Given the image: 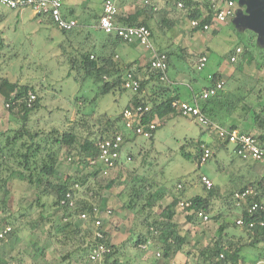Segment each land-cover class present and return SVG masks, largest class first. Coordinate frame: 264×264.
Returning <instances> with one entry per match:
<instances>
[{
	"label": "rangeland",
	"instance_id": "1",
	"mask_svg": "<svg viewBox=\"0 0 264 264\" xmlns=\"http://www.w3.org/2000/svg\"><path fill=\"white\" fill-rule=\"evenodd\" d=\"M97 1L94 0L93 5L97 6ZM177 1L179 0L165 1L173 13L179 9L175 4ZM233 2L236 12L228 23L222 26L214 25L217 29L219 27L218 31L212 27L208 32L196 34L190 29L186 17L178 20L177 28L173 33L174 28L169 31L161 30L159 25L163 15L159 12L156 17L157 22L151 28L150 42L155 48L162 41L170 43L168 80L162 82V85H167L168 82V84L180 82L182 79V82L188 83L198 94L211 85L208 77L214 75L223 84L224 92L246 96L245 101L240 105L241 108H238L240 110L234 112L232 116L234 123L240 121L242 123L247 121L246 110L253 108L251 111L257 112L259 105L264 104V21L259 24L251 13L253 0H234ZM95 6H92L93 11ZM20 13L21 18L16 19L14 10L0 5V19H5V22L7 20L9 27L14 30L9 28L10 31L1 34L6 37L8 44L11 42V48L2 50L4 56L0 57V77L19 85L32 87L33 93L38 98L40 109L29 117L30 129L32 131L38 129L45 133L55 130L61 134L75 123L80 125L85 121L87 128L95 130L99 125L104 124V120H114L118 117L133 95L132 92L117 90L98 96L97 85L90 81L84 83L74 81L75 75L69 73L68 63L64 60V56H61V49L58 47L61 43L65 50L69 48L64 42V35L58 31V28L55 30L52 27H45V23L41 30L32 29L33 24L37 25L35 21L34 23L23 21V19L27 20L26 17L31 12L24 9ZM150 21H147L148 25ZM1 25L3 24H0V27ZM71 38L77 47L80 44L84 47V42L89 41L90 46H85L84 50L99 51L98 43L107 36L102 31L80 27ZM236 47H240L242 55H237L236 61L231 62L228 56L230 53L234 54ZM201 55L207 56V62L199 71L197 61ZM147 63L148 60L144 58L139 67H144ZM121 66L125 71L127 65L124 67V64H121ZM238 66L241 68L237 69ZM182 89L185 90L184 87ZM145 92L151 94L149 88ZM20 123L18 118L8 113L5 101L0 97V134L18 127ZM159 123L160 126L154 133L151 144L144 138L137 137L133 143L124 145L121 155L123 157L129 149L135 154L138 147L143 152H148L145 160L144 157L139 156L134 161L135 176L143 180L145 186L143 195L154 193L156 196L151 199L152 213H158L176 202V206L172 209L173 221L177 224L180 233L186 237L189 247L184 249L183 253L172 254L166 259L158 247L154 246L155 238L158 236L154 230L150 232L145 243L138 245L136 249L132 247L131 243L136 235L146 233L145 227L141 225V216L144 214L138 215L125 210L126 182L129 175L128 169L122 170L119 167L117 170L106 173L100 171L98 175L101 182L107 183L111 180L115 182L112 189L104 192L103 195L106 210L112 211L111 215L102 217L103 231L109 232L111 244L125 248L121 257L132 264H192L194 261L185 254L186 251L190 248L191 253L195 254L203 249L210 240L218 236L221 225L230 226L227 229L228 235H235L238 239L242 236L240 229L231 226L236 225L239 206L224 209L222 206L225 207V204L222 205L221 202L215 205L213 213H209L208 221H199L195 218L190 222L186 217L192 211L187 212L178 204L195 196H208L199 180L202 175L223 188L222 194L230 200L232 186H229V183L233 181L238 189L243 186L244 181L237 180V177L243 175L245 167L240 166L244 163L234 154L232 144H227L226 150H216L219 143L215 139V134L193 119L182 117L175 111L161 118ZM119 125L122 126V124ZM79 128L80 131L83 129L81 126ZM77 132L79 133L78 129ZM87 132L84 131L82 137L87 135ZM204 145H210L208 148L211 157L200 164L196 155L198 149L203 148ZM181 148H183L182 151ZM181 152L189 153L191 159H184ZM232 161L234 165L240 166L241 170H238L239 168L232 170L234 166L230 165ZM247 163L252 164V161ZM258 163L257 167H264V160ZM57 170L63 176L87 172L86 170L82 172L76 165L70 164L64 151L59 152ZM46 182L53 184L59 182V179L55 176L48 177L38 187L29 183L19 173H15L8 179L6 207L9 214L5 215L8 216V225L13 229L9 236L0 240V264H6V262L72 264L68 258V252L72 249L62 253L63 248L67 247H62L59 242L61 236L56 235L51 226L46 224L44 227L46 230L33 231H30L28 227V224L39 216L50 219L53 225L62 216L61 211L52 208L55 194L45 186ZM135 185L138 188L140 183L135 182ZM47 230L50 233H47ZM129 238L131 239L127 243ZM240 258L246 264H254L257 261V250L246 248L240 252ZM258 260L263 261L264 258H258Z\"/></svg>",
	"mask_w": 264,
	"mask_h": 264
},
{
	"label": "trees",
	"instance_id": "2",
	"mask_svg": "<svg viewBox=\"0 0 264 264\" xmlns=\"http://www.w3.org/2000/svg\"><path fill=\"white\" fill-rule=\"evenodd\" d=\"M180 1L184 4V7L164 17L159 25L161 30H171L181 17H186L188 20L200 18V4L204 5L208 13L202 23H211L212 11L210 10L209 4L206 2L202 3L199 0ZM141 14L145 16L146 20L139 21L137 11L131 19L122 17L118 13L116 20L117 23L122 26H144L150 31V35L152 36L147 21L151 19V17H154L156 12L152 7L146 4L142 7ZM2 21L3 20L0 19V24H2ZM46 24L57 29L50 19H47ZM79 29L80 27L78 24L69 32L58 29V31L64 35V42L69 46V48L65 50L63 47L64 45H61V43L58 45L61 49V56L63 55L64 60L68 63L69 73L75 75L73 77L74 81L81 83L90 81L97 85L99 90L97 93L98 96H103L117 90L127 91L124 88V75L125 73H130L139 83V87L136 92H132L133 95L129 98L125 108L114 120H104V124L101 126L99 125L100 127L98 126L95 130L87 128L85 121H83L80 125L75 123L76 125L74 124L69 130L58 134L55 130H50L46 133L38 129L32 131L28 121L29 117L40 109L38 98L33 93L32 87L19 85L16 82H11L6 78L0 77V97L4 99L8 113L18 118L21 122L18 127L0 134V229L8 225V216L6 217L5 215L9 214L6 207L8 195L6 184L12 175L19 173L29 183L37 187L41 186L43 180L46 178L55 176L59 179V182L53 184L46 182L45 186L55 194L51 205L55 210L61 211L62 216L55 225H53L50 219L39 216L28 224L29 230H46L44 228L46 224L51 226L55 234L61 236L59 242L62 247H67L63 248L62 253L64 254L72 249L68 252V258L72 264H93L89 260V255L91 250L99 243H102L107 249V253L104 256V261L107 264H132V262L124 260L121 257L125 249L124 247L115 246L110 243L108 231L103 232L102 240L94 239L92 236L95 221L101 219L107 211H110L106 210L103 195L104 192L112 189L115 182L114 180L107 183L101 182L97 176L98 170L94 168V165L91 163L96 161L99 156L97 144L102 140L120 135L123 139L122 146H124L127 143H133L137 138L136 135H132L131 132L126 131L123 125H119L122 124L123 111L130 109L135 110L137 107H147L148 111L140 118V124L160 120L175 112L172 104L180 100L179 90L176 87L172 88V86L162 85V82L167 80H161V78L163 76L167 78L170 53L158 52L164 53L167 57V67L164 71L152 69L149 62L144 67L136 66V64H129L125 71H123L118 63L113 60L111 50L105 53V50H102L103 47H99V51L90 49L86 51L84 47L90 46L88 45L89 41L84 42V47H82V44L77 47L71 37L78 32ZM2 33L4 32L0 30V57L4 56L3 49L11 48V42L8 44V42H6L7 39L1 36ZM106 36L107 42L112 39L113 42H111V46H117V44L123 43L117 37L112 36L113 38H111L110 35ZM232 56L233 54L230 53L228 56L229 61ZM240 68L241 66L237 67V69ZM216 82H219V78L214 75L211 76V85L204 90L213 87ZM148 88L151 94L149 96L147 95V97L145 95V90ZM222 91L223 88L215 95L203 101L199 99L203 91L195 95L193 94V103L199 107L200 112L211 123L215 121V123L220 126H224V124L232 118L234 112L240 110L238 108H241L240 105L246 98L244 95H232L231 93ZM29 94L34 96V100L30 103H28ZM251 110H253V108L246 110L247 121H243L242 123L241 121L238 123L235 122L234 124L232 122L227 130L245 134L254 133L258 147L264 151V104L259 105L257 112ZM75 113L77 114V112ZM80 126L83 128L81 131L79 128ZM84 131L88 132L87 135L82 137ZM154 133L151 138L147 140L150 144L153 141ZM216 141L219 143L216 150L226 149V145L228 144L227 140H220L216 136ZM209 146L210 145H204L203 148L198 149L196 158L199 159V162L204 148L209 149ZM182 149L183 148H181V151ZM60 151L65 152L70 164L76 165L82 172L84 170L87 172L80 175L68 176L59 174L57 163ZM146 154H148L147 151L143 152L141 148L139 149L138 147L135 154L129 149L121 158L120 168L122 170L128 169L129 175L126 182L125 195L127 199L124 208L128 212H135L138 215L144 214L141 216V225L146 229V233L137 234L131 244L132 247L136 249L138 245L147 241L150 232L154 230L158 234L155 238L156 243L154 246L156 248L158 247L163 257L167 259L172 254L183 253V250L189 247V243L186 237L180 233L177 224L173 221L174 213L172 209L176 206V202L166 206L158 213L151 212V199L156 196L154 193L143 195L145 191L143 180H139V177L135 176L136 168L134 169L135 159L142 156L145 160ZM181 154L184 159H191L189 153L181 152ZM135 182L140 183L138 188L135 187L137 186ZM203 188L206 190L204 186ZM247 189L251 190L254 195L240 202L244 203L239 205L238 210L243 219V225H231L234 228L240 229L242 236L238 239L235 235H228L227 229H229L230 226L226 224L221 225L218 230V236L214 237L212 241L210 240L203 249L195 254L191 253L190 248L186 251L185 254L194 261L192 264H246L240 258V252L246 248L257 250V261L254 264L260 261L258 258H264V176L259 177L256 181L248 183L238 192L241 193ZM206 191L208 195L206 197L195 196L187 200V202L190 203V207L186 209L187 212L200 211L207 216L209 213H213V208L215 206H213L212 201L217 199L218 187L212 186ZM42 194L44 193L42 192ZM67 194H69L68 198L66 197ZM229 195L231 198L230 200L226 199L227 196L223 198L220 197L222 205L225 204L226 208L222 206L224 209H227V207H236V201L233 199L234 193L231 192ZM141 200L142 202H140ZM253 203H256L260 209L248 213V209ZM40 206L44 208L43 205ZM111 214L112 211H110V215ZM82 215H84V219H81ZM186 218L190 222L194 221L195 218L200 221L193 213L189 214ZM250 222L254 223L252 228L248 227V223ZM260 223L262 225H260ZM101 229L103 230V225ZM47 233H50V231L47 230ZM130 239L131 238L127 240V243ZM220 256H222V258ZM7 263L11 264L10 262H6V264Z\"/></svg>",
	"mask_w": 264,
	"mask_h": 264
},
{
	"label": "built area",
	"instance_id": "3",
	"mask_svg": "<svg viewBox=\"0 0 264 264\" xmlns=\"http://www.w3.org/2000/svg\"><path fill=\"white\" fill-rule=\"evenodd\" d=\"M117 0H105L102 6V13L98 20V28L106 35L114 36L120 39L123 43L128 44H138L145 49H151L150 43V31L144 26H122L117 23L116 17L118 14V9L116 5ZM200 2H206L209 4L210 10L212 11V19L210 24L202 23L203 19L208 15L207 9L204 5L200 4L199 9L201 17L198 19L188 20V24L191 30L199 32H208L211 26L214 25H224L228 20L232 19L235 15V5L232 0H199ZM0 5L9 10H23L27 9L33 13L36 17L48 18L53 24L61 31L69 32L75 26L76 22L73 19L66 18L63 16V3L62 0H0ZM176 7L181 9L184 4L179 0L176 2ZM241 50L239 48L235 49V55L230 59L231 62H235L236 55L239 54ZM152 56L149 59V65L152 69H157L164 71L167 67V57L164 53H158L152 51ZM207 62V56L201 55L197 61V70H202ZM163 76L161 80H164ZM223 84L219 81L214 83L213 87L204 90L199 96L200 100H205L213 95H215L219 90L222 89ZM139 87V83L132 77L130 73H125L124 75V88L131 92H136ZM28 103L34 100L32 94L28 95ZM173 109L180 114L182 117L191 118L196 123L206 126L210 132L214 133L218 139L227 140L228 144L233 145L234 154L239 157L242 161H253L259 162L264 159V151L258 147L255 136L251 134L239 133L237 131H229L226 128L216 126L212 124L201 112L199 107L195 103L187 102H174L172 104ZM148 111L147 107H137L135 110H125L122 114V125L124 129L131 132L132 135L136 137L144 138L148 140L151 138L152 134L155 132L159 126V120H154L149 123L140 124V118L145 112ZM123 139L120 135L114 138L104 139L97 144L99 150V156L93 164L94 168L98 170L97 176L100 171L104 173L109 171L117 170L120 168L122 152L124 146ZM210 150L204 148L203 154L200 158V164L205 163L210 157ZM201 184L206 190H209L213 184L212 182L201 176L199 178ZM254 193L247 189L243 192L234 193L233 199L236 201V206L245 201L246 198L253 196ZM69 197V194L66 195ZM181 208L187 209L190 207V203L187 201L180 202L178 204ZM260 207L253 203L249 209L248 213L255 212ZM198 219L201 221H208L209 217L204 215L202 212L192 211ZM190 213V214H191ZM110 211L106 212L105 215H109ZM1 216V212H0ZM84 219V215L81 216ZM237 226L243 225V219L241 216L236 220ZM260 225H262L260 223ZM254 226L253 222L248 223V227L252 228ZM102 218L96 220L94 223V231L92 236L94 239H103ZM12 232V227L7 225L0 229V240L5 239ZM107 253V249L102 243L97 244L90 252L89 260L93 264H107L104 261V256ZM222 258V256H220ZM8 264V263H7ZM256 264H264V261H259Z\"/></svg>",
	"mask_w": 264,
	"mask_h": 264
},
{
	"label": "crops",
	"instance_id": "4",
	"mask_svg": "<svg viewBox=\"0 0 264 264\" xmlns=\"http://www.w3.org/2000/svg\"><path fill=\"white\" fill-rule=\"evenodd\" d=\"M103 1L104 0H98L97 1V6H95V5H93L94 4V0H62V3H63V9H62L63 16L66 17V18L73 19L76 22V24H78L79 27H81V28L93 29V30L101 31L98 28L97 21H98L99 17L101 16V13H102ZM165 1L166 0H117L116 1V5H117L118 13L120 14V16L126 17L127 19H131V18L134 17L135 12L137 11L138 16H139L138 20L139 21H143V20H146V18H145V16L143 14H141V10H142V7L144 5L148 4V6L152 7L153 10L156 12V15L154 17H151V19L148 20V21L151 20L150 21V25H149L150 30H151V28H153V24L155 22H157V18H156L157 17V13H159V12L162 13V15H163L162 19H163L164 17L169 15L170 12H171V9H170L168 3H166ZM92 6L96 7V8L94 7L95 11H93ZM23 10L14 11L15 14H16L15 15L16 19L21 18V15H20L21 13L20 12L23 11ZM25 10H27V9H25ZM258 14L260 16H262V18H263V14L261 12H259ZM5 16L8 17V15H5ZM26 18H27V20L23 19V21L28 22V23L29 22L34 23L33 21H35L38 26L33 24L34 27L32 29H38V30H41V28L44 27L43 24L44 23L46 24V21L48 19V18L36 17V16L33 15L32 12ZM186 20L188 22L187 18H186ZM257 21L260 24V23H262L264 21V19L257 20ZM228 22H229V20H228ZM228 22H226V23H228ZM2 24L3 25H1V27H0V30L2 32L10 31L9 28L11 29V27H9V24H8L7 20L5 22V19H3ZM4 25H6V27ZM46 26L50 28V26L48 24H46L45 27ZM219 26H222V25H219ZM212 27H215V26H211L210 29H212ZM176 28H177V25H175L174 29L172 30V33L174 32V30ZM2 29L5 30V31H3ZM11 30H13V29H11ZM215 30L218 31L219 27L217 29V26H216ZM192 31L195 34L199 32V31H194V30H192ZM216 31H214V32L217 33ZM51 38H53V37L51 36ZM111 38H113V37L111 36ZM12 40H13V38H12ZM110 40L111 41L107 42L106 39H104L100 43H98V45H99V47H103L102 50H105V53H107L108 51L111 50L112 51L113 60L115 62H117L120 67H122L121 64H124V67L126 65H129V64H136V66H141V61L144 58H146L148 60V62H149V59L151 58V56L153 54L152 51H154V52H166L167 51L169 53L171 52L169 50V46H170L169 42H165L164 43L162 41V43L157 44L156 48L150 42L151 43V49H145V48H143V47H141V46H139L138 44H135V43H133V44L119 43V44H117V46H111V42H113V41H112V39H110ZM237 48H240V47H236L235 49H237ZM241 52L239 54H237V55H241L242 54ZM233 55H235V52H234ZM237 55L235 56L236 58H237ZM172 57H174V56H172ZM211 76H213V75H211ZM211 76H209L208 78L210 79ZM166 79L167 78H165V80ZM180 80H181L180 82L178 81L181 84L180 88H179L178 82H176L178 85H174V84H176L175 82H173V83L170 82V84L172 85V88L176 87L179 90L180 100H178V101L192 103L193 99H194L193 94L194 95L196 94L195 91L192 89V86H190L188 83L182 82L183 81L182 79H180ZM192 81L196 82V80H192ZM168 83H167V85L170 86V84H168ZM182 87H184L185 90H183ZM204 89H206V88H204ZM204 89H202L201 91H204ZM200 92H198V93H200ZM145 95L149 96L150 94L148 92H145ZM227 122H229V123L227 125L224 124V126H220L219 124H216V123H214V124L216 126L223 127V128L227 129L228 126H230L232 122L234 124V118H230ZM251 135H252V133H251ZM253 136H255V134ZM221 150L223 151V150H226V149H220V151ZM242 162L244 163V165H240V166L245 167V170H244V173L242 172L243 175L237 177V180H242V181H244L245 184L238 189V188L235 187V183L233 181H230L229 186H232V188L230 190V193L231 192L232 193H236L241 188L246 186L248 183L256 181L259 177H263L264 176V173H263L264 172V167H260V168L257 167V166H259L258 162H253L252 161V164L251 163L248 164L247 161H242ZM259 162H261V161H259ZM230 165L231 166L234 165L233 161L231 162ZM240 166L234 165L232 170H235L237 168H239L238 170H241ZM202 176L206 177L205 175H202ZM206 178H208V177H206ZM210 181L212 182L213 187H218L217 199L215 201L214 200L212 201L213 202L212 203L213 206H215V205L221 203L220 197L223 198L225 195L222 194L223 188H221L220 186H217V184H214L212 180H210ZM200 197H206V195L205 196H200ZM238 215L240 216V214L239 213L236 214L237 219L239 217ZM223 218H224V216H223ZM226 218H228V217H226ZM226 220L227 219H225V221Z\"/></svg>",
	"mask_w": 264,
	"mask_h": 264
},
{
	"label": "water",
	"instance_id": "5",
	"mask_svg": "<svg viewBox=\"0 0 264 264\" xmlns=\"http://www.w3.org/2000/svg\"><path fill=\"white\" fill-rule=\"evenodd\" d=\"M253 2V10H251V13L257 20L263 19L258 13L261 12L264 17V0H253Z\"/></svg>",
	"mask_w": 264,
	"mask_h": 264
}]
</instances>
